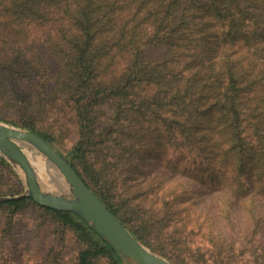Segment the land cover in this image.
<instances>
[{
    "label": "trees",
    "instance_id": "trees-1",
    "mask_svg": "<svg viewBox=\"0 0 264 264\" xmlns=\"http://www.w3.org/2000/svg\"><path fill=\"white\" fill-rule=\"evenodd\" d=\"M51 7L66 19L52 51L79 121L69 160L84 180L141 242L177 264H232L226 246L264 264V0H9L21 23L57 22ZM169 172L193 181L169 179L164 190ZM141 179L168 207H196L189 194L207 192L218 212L211 225L228 234L211 239L218 251L147 224ZM31 203L84 242L74 264H122L73 211L29 196L0 209L11 216Z\"/></svg>",
    "mask_w": 264,
    "mask_h": 264
},
{
    "label": "rangeland",
    "instance_id": "rangeland-1",
    "mask_svg": "<svg viewBox=\"0 0 264 264\" xmlns=\"http://www.w3.org/2000/svg\"><path fill=\"white\" fill-rule=\"evenodd\" d=\"M2 6L5 11L0 18V122L26 129L32 124L41 132L53 134L56 137L54 145L69 159L70 150L79 138V121L70 89L59 84L62 79L59 78L60 61L52 51V41L63 42L59 29L66 19L61 18L56 7H51V12L61 18L57 22L45 25L26 20L21 23L19 21L23 19L9 8V0H3ZM28 149L33 150L23 146L26 155ZM0 157L7 162L0 160V201H4L24 193L25 180L18 167L2 154ZM166 158L171 159V153L168 152ZM150 171L154 174L153 169ZM164 176L166 179L161 187L166 190L175 184L169 181L174 174L169 172ZM170 180H181L185 185L187 181H193L192 176L186 174ZM141 182L137 201L144 208L141 217L151 220L147 224L176 230L193 240L195 246L218 251L210 245L211 239L224 242L228 234L224 226L218 230L211 225L218 212L210 204L214 200L209 202L212 197L207 192L189 194L196 207L192 208L188 202L168 207L160 198L161 191L150 188L142 179ZM41 183L48 190H59L49 181ZM199 186L202 189L203 186ZM152 229L154 236L158 229ZM83 245L73 229L60 225L34 203L11 216L0 209V264H74ZM221 249L232 256V264H246L239 256L240 252L236 253L238 250L227 246ZM97 264L110 263L103 258Z\"/></svg>",
    "mask_w": 264,
    "mask_h": 264
},
{
    "label": "water",
    "instance_id": "water-1",
    "mask_svg": "<svg viewBox=\"0 0 264 264\" xmlns=\"http://www.w3.org/2000/svg\"><path fill=\"white\" fill-rule=\"evenodd\" d=\"M23 146L41 152L60 171L65 187L51 191L44 187ZM0 154L18 167L24 176V193L5 199L32 197L37 203L79 214L103 236L122 258L124 264H176L139 240L112 209L89 186L70 160L39 133L0 122Z\"/></svg>",
    "mask_w": 264,
    "mask_h": 264
},
{
    "label": "bare ground",
    "instance_id": "bare-ground-1",
    "mask_svg": "<svg viewBox=\"0 0 264 264\" xmlns=\"http://www.w3.org/2000/svg\"><path fill=\"white\" fill-rule=\"evenodd\" d=\"M27 155L33 168L38 174L40 181H49L50 183L56 182L59 184L61 189H65L66 191L68 190V187H65L64 185L65 179L60 171L48 159H46V157L34 149H28Z\"/></svg>",
    "mask_w": 264,
    "mask_h": 264
}]
</instances>
